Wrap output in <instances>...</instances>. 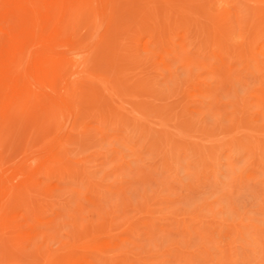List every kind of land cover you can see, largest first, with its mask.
Returning a JSON list of instances; mask_svg holds the SVG:
<instances>
[{"label": "rangeland", "instance_id": "1", "mask_svg": "<svg viewBox=\"0 0 264 264\" xmlns=\"http://www.w3.org/2000/svg\"><path fill=\"white\" fill-rule=\"evenodd\" d=\"M263 20L264 0L76 9L56 113L30 82L0 122V264H264Z\"/></svg>", "mask_w": 264, "mask_h": 264}, {"label": "bare ground", "instance_id": "2", "mask_svg": "<svg viewBox=\"0 0 264 264\" xmlns=\"http://www.w3.org/2000/svg\"><path fill=\"white\" fill-rule=\"evenodd\" d=\"M103 3L104 0H0V20L8 23V29L0 28V122L22 113L30 99V82L42 89L40 95L47 111H56V102L62 101L56 86L66 63L61 48L67 43L66 30L73 12L86 4L101 7ZM27 56L29 64L24 66L22 61Z\"/></svg>", "mask_w": 264, "mask_h": 264}]
</instances>
